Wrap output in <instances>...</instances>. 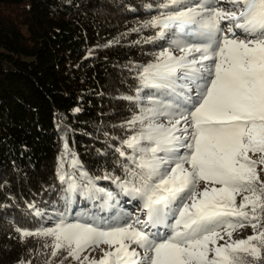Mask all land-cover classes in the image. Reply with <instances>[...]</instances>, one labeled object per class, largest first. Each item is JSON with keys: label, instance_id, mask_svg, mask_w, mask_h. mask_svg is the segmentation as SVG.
<instances>
[{"label": "snow or ice", "instance_id": "obj_1", "mask_svg": "<svg viewBox=\"0 0 264 264\" xmlns=\"http://www.w3.org/2000/svg\"><path fill=\"white\" fill-rule=\"evenodd\" d=\"M159 7L143 27L159 29L153 39L164 46L136 70V95L122 97L137 108L121 125L131 134L115 149L123 178H92L69 153L54 226L17 231L51 238V255L66 250L77 264H259L264 231L231 238L264 220V181L249 156L259 153L264 164V0H161ZM97 179L138 200L145 218L133 220ZM78 196L95 210L70 219ZM100 245L109 248L102 259L81 260Z\"/></svg>", "mask_w": 264, "mask_h": 264}, {"label": "trees", "instance_id": "obj_2", "mask_svg": "<svg viewBox=\"0 0 264 264\" xmlns=\"http://www.w3.org/2000/svg\"><path fill=\"white\" fill-rule=\"evenodd\" d=\"M160 3L0 0V264H65L63 250L51 255V238H22L17 229L54 226L69 153L92 178H123L115 149L137 108L122 97L136 95V70L164 46L153 39L159 29L143 27L164 11ZM95 183L127 203L111 179ZM82 210L95 209L78 196L70 216Z\"/></svg>", "mask_w": 264, "mask_h": 264}, {"label": "rangeland", "instance_id": "obj_3", "mask_svg": "<svg viewBox=\"0 0 264 264\" xmlns=\"http://www.w3.org/2000/svg\"><path fill=\"white\" fill-rule=\"evenodd\" d=\"M222 7L224 8H228L230 7V5H228L227 3H222L221 4ZM223 26V25H222ZM176 55H180L179 52L175 53ZM250 158L253 161L257 162V171L259 170H263L264 171V164H260L259 160H260V154L256 153H249ZM206 185L204 184V182H201L200 184V189L203 190V188ZM242 195L237 197V202L240 203L242 201ZM140 202L138 200H132L131 198L127 197V203L125 205H122V209L128 213H131V218L133 220L136 219V217H140L141 219H144V210L139 206ZM72 218V216H70V219ZM256 234V232H254V230L252 229V227H243V228H239L237 229L232 236V240H240V239H246L247 237H249L250 235H254ZM225 239H227V237H225ZM221 244L224 243V241H220ZM135 247V246H133ZM63 250V249H62ZM109 250L107 245H100L99 247H93V248H89L87 249L85 252H83L81 254V260L84 259V257H88L89 260H97L99 261L100 259L103 258V253L105 251ZM139 250V249H138ZM141 254L142 253V250ZM63 261L65 264H77V261H75L74 258L68 256L67 251L63 250Z\"/></svg>", "mask_w": 264, "mask_h": 264}]
</instances>
